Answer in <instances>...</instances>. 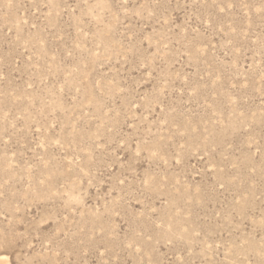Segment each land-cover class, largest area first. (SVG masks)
Segmentation results:
<instances>
[{
  "label": "rangeland",
  "instance_id": "1",
  "mask_svg": "<svg viewBox=\"0 0 264 264\" xmlns=\"http://www.w3.org/2000/svg\"><path fill=\"white\" fill-rule=\"evenodd\" d=\"M8 264H264V0H0Z\"/></svg>",
  "mask_w": 264,
  "mask_h": 264
},
{
  "label": "bare ground",
  "instance_id": "2",
  "mask_svg": "<svg viewBox=\"0 0 264 264\" xmlns=\"http://www.w3.org/2000/svg\"><path fill=\"white\" fill-rule=\"evenodd\" d=\"M0 264H8L7 257H5L4 255H0Z\"/></svg>",
  "mask_w": 264,
  "mask_h": 264
}]
</instances>
